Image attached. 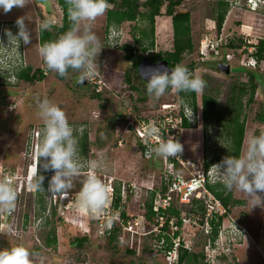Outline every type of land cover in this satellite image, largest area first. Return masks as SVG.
<instances>
[{
  "label": "rangeland",
  "instance_id": "374dc122",
  "mask_svg": "<svg viewBox=\"0 0 264 264\" xmlns=\"http://www.w3.org/2000/svg\"><path fill=\"white\" fill-rule=\"evenodd\" d=\"M181 1L176 11L190 14L194 44L192 53L182 56L181 64L194 63L196 68L191 74L205 81L203 91L196 92L200 124L185 132L183 149L187 160L194 163L200 161L205 165L213 161L211 166H214L228 156L230 144L228 132L221 122L204 126L201 113L203 94L217 99L216 114L221 119L226 115L227 101L239 93L242 84L248 82L249 73H256L261 84L257 87L253 103L246 106L248 95L241 100L244 106L245 135L240 156L246 150L248 137L253 133L259 135L264 132V62L255 64L250 57L254 50L248 48L264 40V6L248 9L245 0H225L230 7L219 35L228 41L235 40L237 45L242 40L241 54L233 51V60L225 64L222 57L224 52L214 58L199 54L200 43L218 35L215 24L216 5L218 1L224 0ZM166 5L167 2L161 8L162 15ZM20 17H25L32 41L29 45L21 43L18 54L13 51L8 68L0 65V170L17 176L23 181V188L13 225H9L10 228L0 234V249L22 246L29 251L32 264H143L153 243L151 235L132 236L120 231L117 241L109 245L103 235L105 229L98 227L94 216L82 209L78 201L84 182L89 175L95 174L108 190L110 182L113 183V189L122 185L136 187L127 189L128 194L125 199L122 198L120 205L126 215L144 217L146 204L153 193L150 189L158 186L160 169L157 163L145 159L137 139L127 133L126 125L133 117L152 115L162 103H170L176 98V90L169 88L164 96L154 100L147 94L146 84L137 74L136 68L142 59L152 60L157 53L172 51L173 36L168 27L169 18L164 16L158 21L154 33V49L146 53L139 52L134 42V36L140 35V29H145L146 23L126 22L105 32L106 13L91 22L92 31L103 48L95 61V71L99 77L97 80L101 81V96L91 100V93H96L91 85L84 83L77 87V75L80 72L77 74L70 70L60 81L58 74L46 68L39 54V18L42 17L43 22L60 25L62 14L57 0H27L24 8L14 7L7 13L0 11V40L5 44V30L15 34L18 31L15 21ZM147 43V40H143L145 46ZM124 45L136 49L132 60H127V54L120 50ZM221 65L230 66L228 75L219 69ZM20 67H31L33 71L40 69L45 79L34 84L19 81L13 74ZM127 76L130 85L125 82ZM38 99H48L65 112L78 139V152L83 164L79 175L71 178L72 187L67 190L68 200H73L74 205L68 202V208H72L57 211L55 215L52 214L54 197L63 193L47 191L43 196L44 203L41 204L34 188L30 187L37 164L35 150L43 128V122L38 116ZM234 107L235 104L231 110ZM222 121L225 122L224 119ZM84 134L87 136L86 153L82 154L79 145ZM92 161H97L100 166L92 168ZM43 162H38L39 170H43L40 167ZM30 165L32 168L29 169ZM47 173L50 180L53 173ZM227 193L230 195L227 214L213 248L204 249L206 238L199 225L203 213L192 212L198 210L191 204L178 206L182 214L196 213L198 219L196 225L183 230L181 238L190 242V247L193 244L196 254L203 252L205 260L200 264H264V206L252 208L246 194L235 189L227 190ZM52 235L55 242L47 245L46 241ZM78 237L88 239L82 249L73 245L74 239Z\"/></svg>",
  "mask_w": 264,
  "mask_h": 264
},
{
  "label": "clouds",
  "instance_id": "9594fccd",
  "mask_svg": "<svg viewBox=\"0 0 264 264\" xmlns=\"http://www.w3.org/2000/svg\"><path fill=\"white\" fill-rule=\"evenodd\" d=\"M70 7L68 16L72 27L63 33L57 40L43 43L39 54L43 58L46 68L60 77H65L68 70L80 72L79 81L93 78L96 75L95 61L103 49L96 34L92 31L91 22L106 13L111 7L108 0H68ZM27 0H0V11L7 13L15 8H24ZM264 6V5H263ZM18 31L13 34L5 30L7 44L0 40V65L4 68L10 66L13 51L18 54L21 45L31 44V31L25 24V17L15 21ZM50 28L47 22L41 23V30ZM14 46V48H13ZM140 77L146 80V92L154 100L165 95L169 88L180 92H202L205 81L194 77L188 68L177 64L169 70L166 66H155L141 69ZM38 116L43 122L41 139L35 150L37 160L30 187L37 191L45 190L43 187L45 177L38 174V162L43 160L40 167L51 171L47 191L67 194L71 189V178L79 175L83 164L78 152V139L74 135V128L69 124L65 112L48 99L37 100ZM183 105V99L180 100ZM189 111V119L193 116ZM155 126H150L147 136L158 134ZM152 151L157 156L175 157L183 151V145L169 139L159 143ZM97 161L91 162L92 168L99 167ZM213 179L218 180L231 191L233 189L246 194L248 202L253 207L264 206V132L259 135L251 134L247 139V147L242 156H226L214 166ZM17 193L6 182H0V208L11 210L15 207ZM107 203V189L101 180L91 174L84 182L80 192V206L99 213ZM234 229L237 231L233 224ZM239 232V231H237ZM0 264H32L29 251L16 246L10 249H0Z\"/></svg>",
  "mask_w": 264,
  "mask_h": 264
},
{
  "label": "trees",
  "instance_id": "16d2710c",
  "mask_svg": "<svg viewBox=\"0 0 264 264\" xmlns=\"http://www.w3.org/2000/svg\"><path fill=\"white\" fill-rule=\"evenodd\" d=\"M165 13L162 15L161 8L165 5ZM181 0H108V3L111 5L106 11V25H105V32H108L113 27H119L123 23H133L136 21H142L147 24L145 29H140V35L134 36V42L138 47L139 52L146 53L150 50L154 49V33H155V20L156 18L167 17L171 20V27H172V36H173V46L171 52L166 53H157L153 56V61H166L170 68H174L177 64H181L182 56L184 54L192 53L194 49V44L191 37V22H190V14L188 12H177L176 8L181 6ZM57 4L62 14L61 23L60 25H52L50 23V28L48 30H41V23L43 22L42 17L39 18V29H38V42L39 46H41L45 42L55 41L57 40L63 33L68 31L72 27V22L68 16V9L70 4L68 0H57ZM216 29L218 35L222 29L224 24L225 18L227 13L229 12L230 4L229 2L218 1L216 5ZM143 40H147V45L143 44ZM239 41V40H238ZM240 44L237 45L235 40H230L227 46V49L232 51H237L241 48L242 40L239 41ZM243 46V45H242ZM245 46V45H244ZM246 48V47H245ZM248 48H252L254 51L251 53V58L256 62V64H260L264 62V40H259L256 45H249ZM247 48V49H248ZM120 50L127 54V60H132L133 54L136 51L135 48L124 45L120 47ZM225 63V61H223ZM229 64V63H227ZM188 68L189 72L192 73L196 65L194 63L190 65H184ZM72 69H69L70 71ZM14 77L19 81H24L29 84L39 83L45 79V74L40 70L37 69L33 71L31 67H20L14 70ZM75 71V70H73ZM75 73H79V71H75ZM58 79L60 81L63 80V77L59 75ZM80 75H77L79 78ZM126 84L130 85V79L127 76L125 80ZM261 84V79L256 73H249L248 74V82L242 84L239 93L235 96L233 95L228 101L226 106V115L224 114L220 119L216 114V109L218 107L217 99L211 95L203 94L201 100V113H202V120L204 126L210 125L213 122L222 123V126L228 132V142L230 144V152L228 156H236L239 157L241 153L242 144L244 141L245 135V118H243V104L241 102L242 98L248 95V100L246 102V106L250 105L254 101V95L257 90L258 85ZM77 87H81L77 86ZM264 89V84H263ZM235 91V90H234ZM176 98L173 101L183 99L184 104L188 105L194 110H197L196 104V92H176ZM99 93H91V100H96L100 98ZM229 104V105H228ZM235 104L233 110L231 107ZM230 109V110H229ZM242 117V118H241ZM224 119L225 122L222 120ZM186 124V123H185ZM185 128H189L186 124ZM86 134L83 135V141L80 142V147L82 149L81 153H86ZM214 162L211 161L205 165V168H209ZM10 174V173H9ZM39 175H43L45 177L43 187L45 190L35 191V195L38 198V201L43 204L44 203V193L47 192L48 182H49V173L44 172L43 170H38ZM12 175V174H10ZM13 176V175H12ZM17 177V176H14ZM207 189L210 193L214 195V197L222 203L225 209L229 206L230 195L227 193V189L221 185H206ZM128 194V191H126ZM63 193L61 196L56 197V204L53 206L52 214L55 215L57 211L64 210V206L67 203V195L64 196ZM154 192L151 194L149 202L146 204V211L144 213V217H134L130 218L129 215H126V212L123 211L121 213V219L123 221L132 220L137 218L140 222L139 230L143 233H149L154 230L158 223L156 219V214L153 211V200H154ZM121 186L118 188L114 187V208H118L119 204L121 203ZM78 203H80L78 201ZM122 204V203H121ZM181 206L178 203H173L169 209L163 212L164 216V228L162 229L163 232L168 231L169 229V221L174 219L176 224L179 226L181 224L180 218L182 215ZM191 206L197 207L198 211L192 210V212H200L203 213V216L200 219V224H203L204 214L206 212L204 201L198 198H193L191 202ZM44 210V207H42ZM196 213H192L191 215H195ZM227 214V211H226ZM226 214L222 217H218L216 220L211 222L212 232L210 235V241L213 243L219 234V231L222 227L223 220ZM25 227L27 226V216L25 217ZM119 228L115 225L114 231L110 234L109 237H105L108 244H112L113 242L117 241V232ZM52 235L47 239V245H51L55 242V238ZM153 242L152 245L148 249V256L143 261V264L149 263H156L160 261V256L172 250V243L169 239L162 234L157 238H154V235L151 234ZM179 236V233L176 234ZM87 237H78L75 238L73 241V245L77 249H82L84 244L87 243ZM128 254L133 253L131 251H127ZM205 260L203 252L196 254L194 251L188 253L184 249L179 250V264H200L203 263ZM207 264V263H206Z\"/></svg>",
  "mask_w": 264,
  "mask_h": 264
},
{
  "label": "built area",
  "instance_id": "2783aa9c",
  "mask_svg": "<svg viewBox=\"0 0 264 264\" xmlns=\"http://www.w3.org/2000/svg\"><path fill=\"white\" fill-rule=\"evenodd\" d=\"M233 3L238 5L237 1H234ZM260 5H264V0H245V6L248 9H254V7L257 8ZM228 44V39L223 35L209 37L200 43L199 54L201 56H205V54H207L208 56L214 58L221 56V52H224L225 55L222 57L225 64L230 63L233 60L234 53L232 50L227 49ZM240 50L241 49H238L235 52L241 54ZM251 60L256 64L252 58ZM97 78L99 77L95 75L93 78L84 81V83L86 85H91L95 92L100 93L102 90L100 85L101 81L97 80ZM187 109L192 108L184 103L181 105L179 100L172 101L170 103H162L152 115L135 116L126 125L127 129L129 126L132 127V132L127 133L132 134L137 139L145 159H150V161L157 163L160 169L159 180L157 183L158 186L156 189H150V191L155 194L153 200V211L156 214L158 223L154 230L149 233H143L139 230L140 222L137 218L132 220L128 219L126 221L121 219L123 209L120 204L118 208H114V189L113 183L111 182L109 187L110 190L107 189V203L103 210L96 213L86 209L89 214H92L91 216H94V220H96L98 227H103L105 229L103 233L105 237L110 236V234L114 231L115 225L119 228L117 234L120 231L128 235L141 237L153 234L154 238L165 234L173 245L172 250L163 253L160 256L159 262L149 264H179V250L181 248L186 250L188 253L193 252V244L190 247V242L187 243L184 239H182L181 233L184 229L190 227L191 225H196V222H198L196 215L182 214L180 218L181 224L179 226L176 224L174 219H171L168 223V231L163 232L162 230L165 224L163 212L169 209L173 203L188 205L191 204L193 198H198L204 201L206 212L204 214L203 224L199 223L202 228V233L206 238L204 249H208L209 247L213 248L215 243V241L213 243L210 241V235L212 232L211 222L226 214V209L220 200L216 199L214 195L208 191L206 186L222 184L218 180L213 179L215 171H213L212 166L206 169L204 166L205 163H199L200 161L194 163L187 160L184 149L181 154H178L175 157L167 158L157 156L155 152L152 151V149H154L159 143L169 139H175L183 145L185 132L199 126L201 118L200 112L192 109L193 116L190 120L189 111ZM131 111L132 109L129 108V112ZM185 123L189 126V128H185ZM150 126H155L159 130L158 134L147 136L146 131ZM119 145L121 146L122 143L119 142ZM30 168H32V165H30L29 169ZM0 182L8 183L17 193V199L13 209L5 210L0 208L1 234L6 229L10 228L9 225H13V220L17 210L16 208L18 207V198L20 196V191L23 188V181L10 175L9 173L4 172L3 170H0ZM128 188L134 189L136 187H133L132 185H122L121 198H126V191ZM67 197H69V195ZM68 202L71 206L74 205L73 200L71 202L67 199V203L63 208L65 211L72 208L71 206L68 208ZM53 204H56L55 197ZM129 217L133 218L132 216ZM221 231L222 227L219 231V235ZM177 233H179V236H176ZM153 243L156 242L154 241Z\"/></svg>",
  "mask_w": 264,
  "mask_h": 264
},
{
  "label": "water",
  "instance_id": "95a60500",
  "mask_svg": "<svg viewBox=\"0 0 264 264\" xmlns=\"http://www.w3.org/2000/svg\"><path fill=\"white\" fill-rule=\"evenodd\" d=\"M155 66H166L169 70H171L172 68H170L169 66H168V64H167V62L166 61H158V62H156V61H153V60H148V59H142V61L137 65V74L139 75V77H140V71H141V69H144V68H148V67H155ZM219 69L221 70V71H223L225 74H229L230 73V71H231V69H230V66L229 65H221L220 67H219ZM141 78V77H140ZM145 83L147 82L146 80H143ZM80 85H84V82L83 83H81L80 81H79V84H78V86H80ZM127 132L128 133H131L132 132V127L131 126H129L128 127V129H127Z\"/></svg>",
  "mask_w": 264,
  "mask_h": 264
},
{
  "label": "crops",
  "instance_id": "0c3cea01",
  "mask_svg": "<svg viewBox=\"0 0 264 264\" xmlns=\"http://www.w3.org/2000/svg\"><path fill=\"white\" fill-rule=\"evenodd\" d=\"M162 19L161 18H156V22H155V29H156V26L158 24V21H161ZM168 27L170 28V35L172 34V27H171V20L170 18L168 19Z\"/></svg>",
  "mask_w": 264,
  "mask_h": 264
}]
</instances>
